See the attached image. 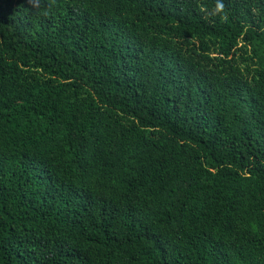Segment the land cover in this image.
I'll return each instance as SVG.
<instances>
[{
    "label": "trees",
    "instance_id": "trees-1",
    "mask_svg": "<svg viewBox=\"0 0 264 264\" xmlns=\"http://www.w3.org/2000/svg\"><path fill=\"white\" fill-rule=\"evenodd\" d=\"M0 264H264V0H0Z\"/></svg>",
    "mask_w": 264,
    "mask_h": 264
}]
</instances>
